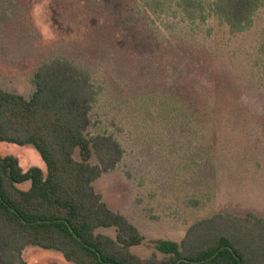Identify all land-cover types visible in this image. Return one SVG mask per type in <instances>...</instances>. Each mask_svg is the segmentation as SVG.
Wrapping results in <instances>:
<instances>
[{
	"label": "rangeland",
	"instance_id": "obj_1",
	"mask_svg": "<svg viewBox=\"0 0 264 264\" xmlns=\"http://www.w3.org/2000/svg\"><path fill=\"white\" fill-rule=\"evenodd\" d=\"M16 1L0 13V89L29 99L35 72L55 59L89 70L98 89L89 134L123 150L92 187L143 237L132 254L161 258L159 241L180 243L216 214L264 219V6L252 29L232 36L169 0H159L160 15L143 0L118 10L105 0ZM0 155L46 172L32 147L0 143ZM21 259L69 264L30 247Z\"/></svg>",
	"mask_w": 264,
	"mask_h": 264
},
{
	"label": "trees",
	"instance_id": "obj_2",
	"mask_svg": "<svg viewBox=\"0 0 264 264\" xmlns=\"http://www.w3.org/2000/svg\"><path fill=\"white\" fill-rule=\"evenodd\" d=\"M105 1L117 10L124 3ZM169 1L202 23L216 21L232 36L252 29L264 6L263 0ZM16 2L0 0V13L8 17ZM143 3L160 15L159 0ZM32 86L29 99L0 89V143L34 148L46 167L45 173L38 167L24 172L17 158L0 155V264H25L21 255L29 247L57 252L69 264H264V219L252 213L199 221L180 243L159 241L161 258L132 254L143 237L92 187L116 169L123 150L112 136L89 134L98 97L91 73L55 59L35 72ZM100 228L114 229L115 237L98 234Z\"/></svg>",
	"mask_w": 264,
	"mask_h": 264
},
{
	"label": "water",
	"instance_id": "obj_3",
	"mask_svg": "<svg viewBox=\"0 0 264 264\" xmlns=\"http://www.w3.org/2000/svg\"><path fill=\"white\" fill-rule=\"evenodd\" d=\"M221 250H223V248H221L218 252H216L210 259H208V261L211 260V259H213L214 257H216Z\"/></svg>",
	"mask_w": 264,
	"mask_h": 264
}]
</instances>
